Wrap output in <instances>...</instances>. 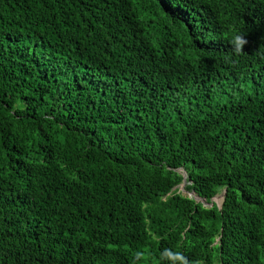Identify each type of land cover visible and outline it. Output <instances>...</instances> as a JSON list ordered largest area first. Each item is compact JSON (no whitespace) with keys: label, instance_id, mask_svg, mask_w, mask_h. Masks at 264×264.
<instances>
[{"label":"trees","instance_id":"1","mask_svg":"<svg viewBox=\"0 0 264 264\" xmlns=\"http://www.w3.org/2000/svg\"><path fill=\"white\" fill-rule=\"evenodd\" d=\"M0 264H264V0H0Z\"/></svg>","mask_w":264,"mask_h":264},{"label":"water","instance_id":"2","mask_svg":"<svg viewBox=\"0 0 264 264\" xmlns=\"http://www.w3.org/2000/svg\"><path fill=\"white\" fill-rule=\"evenodd\" d=\"M186 182H187V177H186V174L184 173V180H183V183H182L181 185H182V186H185ZM189 196H190V197H194L197 201H201V202H202L203 204H205V205L213 206L215 203H217L216 198H218V197H222V199L224 200L225 192L222 193V194H220V195H218V196H216V197L213 198L212 201H210V202H208L205 198L198 196V195L195 193V191H190ZM217 204H218V203H217ZM218 205H220V204H218Z\"/></svg>","mask_w":264,"mask_h":264},{"label":"rangeland","instance_id":"3","mask_svg":"<svg viewBox=\"0 0 264 264\" xmlns=\"http://www.w3.org/2000/svg\"><path fill=\"white\" fill-rule=\"evenodd\" d=\"M178 189L180 190V192H182L183 194H185V195H189V193H190V191H188L186 188H185V186H179L178 187ZM216 201H217V203L218 204H221L222 203V201H223V199H222V197H218V198H216Z\"/></svg>","mask_w":264,"mask_h":264},{"label":"clouds","instance_id":"4","mask_svg":"<svg viewBox=\"0 0 264 264\" xmlns=\"http://www.w3.org/2000/svg\"><path fill=\"white\" fill-rule=\"evenodd\" d=\"M181 186V185H180ZM223 202V201H222ZM221 205V204H220Z\"/></svg>","mask_w":264,"mask_h":264}]
</instances>
